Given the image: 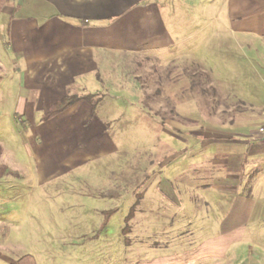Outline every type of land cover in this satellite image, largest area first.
Listing matches in <instances>:
<instances>
[{
    "label": "rangeland",
    "instance_id": "1",
    "mask_svg": "<svg viewBox=\"0 0 264 264\" xmlns=\"http://www.w3.org/2000/svg\"><path fill=\"white\" fill-rule=\"evenodd\" d=\"M208 39L171 56L111 58L86 103L105 128L95 138L57 131L58 121L37 133L38 123L15 120L7 102L0 107V162L17 173L0 177V264L23 255L37 264H264V183L258 177L249 187L264 163L236 171L239 135L261 123L245 115L264 114V46L250 52L228 35ZM185 49L190 59L180 58ZM199 70L215 88L208 108L211 92L191 100L179 91L185 78L176 81ZM154 90L162 92L145 100ZM172 104L175 117L162 125L156 112ZM249 192L253 203L237 196ZM234 233L239 242L221 250Z\"/></svg>",
    "mask_w": 264,
    "mask_h": 264
},
{
    "label": "crops",
    "instance_id": "2",
    "mask_svg": "<svg viewBox=\"0 0 264 264\" xmlns=\"http://www.w3.org/2000/svg\"><path fill=\"white\" fill-rule=\"evenodd\" d=\"M9 3L1 12L8 17L0 34L8 60L0 59L4 77L0 83V107L7 102L15 120L38 123L37 133L49 131L51 123L57 121L56 130L64 134L71 132L91 139L95 138V131L103 133L105 128L101 121L91 117L92 109L85 100L71 104L50 120L41 118L65 96L97 94L94 76L106 70L114 56L163 53L171 56L183 44L201 37L211 41L220 35L243 43L249 51L257 52V44L264 46V0H12ZM13 7L17 11L10 18ZM22 11L24 16H19ZM185 51L180 58L190 59L189 51ZM191 73L184 71V75ZM14 77L18 79L15 94L10 84ZM74 113L77 114L71 116ZM245 116L261 123L249 125L250 130L245 129L248 132L239 135L244 145L242 162L236 166L239 172L253 161L260 159L264 163V136L257 134V128L264 125V114ZM74 117L78 118L77 125H67ZM93 119L97 127L90 124ZM258 177L264 183L261 164L249 180L250 188ZM242 181H238L237 188L244 186ZM237 196L242 202L253 203L250 192ZM250 209L246 207L245 211ZM235 233L222 244L221 250L231 251L239 242Z\"/></svg>",
    "mask_w": 264,
    "mask_h": 264
},
{
    "label": "trees",
    "instance_id": "3",
    "mask_svg": "<svg viewBox=\"0 0 264 264\" xmlns=\"http://www.w3.org/2000/svg\"><path fill=\"white\" fill-rule=\"evenodd\" d=\"M12 0H0V14L2 12V10L8 5L10 4L9 2H11ZM17 11L16 7H13L12 9V13L10 16V18L13 17V14ZM185 78V81H182V79ZM207 78L208 76H206L205 73H203V71H193V73H191V75H179L176 78V81H182V83L184 84L183 86L180 87L181 91V95L186 94L187 92L190 93L191 100H196L197 95H200V98H208L209 99V92H211V99L208 100V102L204 103V107L209 106L210 103H212V101H215L214 96L215 95V88H211L212 86H210V84L206 87V85L208 84L207 82ZM1 80H3V75L1 74V70H0V83ZM206 81V82H205ZM183 87V88H182ZM207 89V90H206ZM162 92V90H154V92H152L149 95L145 96V100H150L153 97H158ZM96 94H86V95H72V96H65L61 99H59L58 101H56L52 106L49 107V109L47 110V112L45 114H43L41 120L42 121H47L52 119L53 117H55L56 115L64 112L66 109H68L71 104L77 102V101H81V100H85L87 102H91L90 100H92L95 97ZM209 95V96H208ZM206 96V97H205ZM213 96V97H212ZM198 98V97H197ZM214 103V102H213ZM93 104H92V108H93ZM175 105H168L167 111L163 112L162 110L156 112L161 116V124L164 125L166 123V116L174 118L175 117V109H174ZM210 109V108H209ZM211 110V109H210ZM212 112V110H211ZM3 153V149L2 147H0V157ZM4 175H9V176H16L17 173L16 171L10 170L8 167H6L5 165L0 163V177L4 176ZM136 198L137 200L141 198L140 194H136ZM138 201H136L134 203L133 206H131L132 208L130 209V212L128 213L126 219H125V229H128L129 225L128 222L130 221V219H132L133 214L135 212V206H137ZM111 212H113L111 210ZM108 218V217H107ZM106 219V218H105ZM107 220V219H106ZM105 223L102 222L100 229H104L105 227ZM9 264H37L36 261L34 260V257L31 255H23L20 256L19 258H17L15 261L9 263Z\"/></svg>",
    "mask_w": 264,
    "mask_h": 264
},
{
    "label": "built area",
    "instance_id": "4",
    "mask_svg": "<svg viewBox=\"0 0 264 264\" xmlns=\"http://www.w3.org/2000/svg\"><path fill=\"white\" fill-rule=\"evenodd\" d=\"M257 134L260 135L261 137L264 136V126H261L257 130Z\"/></svg>",
    "mask_w": 264,
    "mask_h": 264
}]
</instances>
